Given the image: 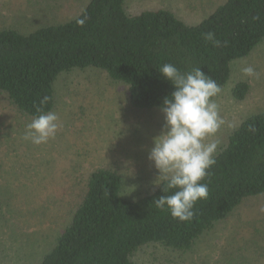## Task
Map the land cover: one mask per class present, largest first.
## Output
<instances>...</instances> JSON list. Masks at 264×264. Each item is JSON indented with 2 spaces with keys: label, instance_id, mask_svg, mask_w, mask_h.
Returning a JSON list of instances; mask_svg holds the SVG:
<instances>
[{
  "label": "trees",
  "instance_id": "trees-1",
  "mask_svg": "<svg viewBox=\"0 0 264 264\" xmlns=\"http://www.w3.org/2000/svg\"><path fill=\"white\" fill-rule=\"evenodd\" d=\"M127 2L89 0L65 21H57L60 12L49 8L37 12L51 23L23 29L2 25L0 93L33 119L40 114L38 108L54 110L55 85L63 74L89 69L123 84L132 108L160 110L175 90L158 71L164 64L181 72L201 68L221 92L231 80L233 64L264 41V0H225L195 25L165 8L129 12ZM80 19L85 21L82 26ZM209 32L221 42L219 47L206 39ZM249 91L250 85L241 81L232 94L242 102ZM215 160L201 181L208 185L209 195L195 204V215L187 222L156 207L155 199L174 191L164 192L166 183L129 197L121 174L95 169L80 191L68 226L31 264H136L138 251L151 244L191 251L246 201L264 198V112L246 118Z\"/></svg>",
  "mask_w": 264,
  "mask_h": 264
},
{
  "label": "rangeland",
  "instance_id": "rangeland-1",
  "mask_svg": "<svg viewBox=\"0 0 264 264\" xmlns=\"http://www.w3.org/2000/svg\"><path fill=\"white\" fill-rule=\"evenodd\" d=\"M89 0H0V27L23 29L51 23L38 10L55 9L57 21L80 13ZM225 0H128L129 12L146 8L172 10L195 25ZM252 66L258 76L241 72ZM241 81L250 85L239 102L232 94ZM61 127L55 138L35 145L24 139L31 118L11 106L0 93V264H31L49 250L71 221L80 191L90 172L117 171L129 197L154 189L158 172L149 161L153 138L160 135V110L132 108L127 89L96 70L63 74L55 85ZM222 124L205 142L219 141L251 115L264 112V41L232 66L231 80L215 97ZM217 150V151H218ZM136 264H264V198L251 199L229 219L205 234L186 253L158 244L143 247Z\"/></svg>",
  "mask_w": 264,
  "mask_h": 264
},
{
  "label": "clouds",
  "instance_id": "clouds-1",
  "mask_svg": "<svg viewBox=\"0 0 264 264\" xmlns=\"http://www.w3.org/2000/svg\"><path fill=\"white\" fill-rule=\"evenodd\" d=\"M77 23L82 26L85 21L80 19ZM206 39L220 46L214 33H207ZM158 71L175 90L163 100L160 109L164 116L163 130L153 138L148 159L158 172L154 183H166L164 192L174 191L154 202L157 208H166L174 219L187 222L195 215V204L209 195L208 185L201 181L216 163L219 141H205L217 133L223 122L214 99L221 89L198 67L181 72L166 63ZM241 72L247 77L258 76L252 66L243 67ZM37 112L40 114L26 126L24 139L40 145L55 138L61 124L54 111L43 112L38 108Z\"/></svg>",
  "mask_w": 264,
  "mask_h": 264
}]
</instances>
